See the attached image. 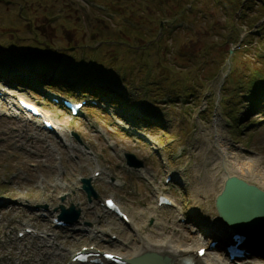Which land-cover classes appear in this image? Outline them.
<instances>
[{
    "label": "rangeland",
    "instance_id": "obj_1",
    "mask_svg": "<svg viewBox=\"0 0 264 264\" xmlns=\"http://www.w3.org/2000/svg\"><path fill=\"white\" fill-rule=\"evenodd\" d=\"M150 1L0 0V60L4 68L16 61L22 65L25 57L44 59V52L49 61L44 69L49 72L75 66L80 70L75 78H79L90 68L102 70L107 84L117 88L118 113L130 115L147 107L142 113L146 118L143 126L150 136L148 142L126 137L95 110L74 120L47 106L55 134L39 131L25 119L0 118V194L29 205H47L49 212L56 214L59 204L66 208L73 204L80 210L81 223L100 232L91 240L80 233L52 230L48 221L37 219L28 208L7 204L0 210V264H65L72 250L92 242L128 254L129 249L139 247L137 237L161 241L182 236V232L189 234L195 224L216 215L214 198L226 175L264 192V116L246 111L250 100L243 96L233 118L229 105L236 102L238 86L229 83V77L222 82L228 68L229 72L236 69L237 76L246 80V71H264L261 45L255 43L263 42L264 34L255 28L253 41L243 38L245 27L237 26L238 13L228 15L210 6L208 0L197 3L195 18L177 16L175 21L171 11L176 0H163V5L154 0L159 9ZM125 14L142 30V39L122 33L125 25L120 18ZM156 35H161L163 43H145ZM120 38L130 41V46L118 42ZM233 49L239 50L235 61L230 60L229 50ZM41 66L38 61L36 67ZM171 84L174 87L169 89ZM182 88L192 93H180ZM239 88L247 91L245 85ZM60 90L59 85L42 86L30 94L39 99L44 93ZM250 121H255L252 127H248ZM153 122L157 129L151 127ZM125 153L143 163L147 179L158 191L165 190L161 183L165 172H179L183 185L169 190L176 208H154V187L126 169ZM94 167L103 171L101 180L93 184L94 191L99 197L112 195L119 200L138 225L136 235L114 217L101 218L96 202L88 203L79 191V179L87 178ZM10 172L16 174L11 181ZM109 178L118 180L120 187L110 186ZM63 193L66 196L60 203ZM194 203L201 206L200 216L187 228L180 227L176 216L190 213ZM29 221L51 238L15 240V228ZM107 231L117 234L120 242H109Z\"/></svg>",
    "mask_w": 264,
    "mask_h": 264
},
{
    "label": "water",
    "instance_id": "obj_2",
    "mask_svg": "<svg viewBox=\"0 0 264 264\" xmlns=\"http://www.w3.org/2000/svg\"><path fill=\"white\" fill-rule=\"evenodd\" d=\"M130 158V157H129ZM140 166V163H131ZM84 190L89 197L95 193L84 181ZM218 216L234 229L243 233L264 237V192L234 176L226 177L221 192L215 198ZM71 213V216H69ZM73 206L61 208L59 217L72 221L78 215ZM158 264H163V261Z\"/></svg>",
    "mask_w": 264,
    "mask_h": 264
},
{
    "label": "trees",
    "instance_id": "obj_3",
    "mask_svg": "<svg viewBox=\"0 0 264 264\" xmlns=\"http://www.w3.org/2000/svg\"><path fill=\"white\" fill-rule=\"evenodd\" d=\"M161 1V5H163L162 0ZM184 0H176V6L175 7L178 12L181 11L180 9L183 8L184 5H187L186 1L188 2V4L190 3V0H185V2L183 3ZM200 0H193V6L194 9L196 10L197 7V3H199ZM150 2H153L152 7L155 9H159V4L154 2V0H151ZM208 2L210 3V6H214L218 9H227L229 14H235L236 12L239 11V9L241 8V13L239 15V18L237 20V26L238 27H245V32L247 33L245 35V39H251L253 41V39L256 37V34L251 32V29L254 27V25L261 20L262 18H264V0H208ZM147 6H151V5H147ZM201 12H203V14H207L204 10H202ZM183 15H193V18H195L197 15L194 12H182ZM198 14V13H197ZM126 16V14H125ZM132 21V20H131ZM130 21V24H132V22ZM123 25H125L126 23H122ZM258 30L260 32H262V34H264V23H262L260 26L257 27ZM131 28L128 27L127 25H125V27H123V30L127 32H130ZM136 30V28H135ZM137 32L139 35L142 34V30H138ZM136 34V35H138ZM253 38V39H252ZM250 43V41L248 42ZM255 43H258V45H261V51L264 54V41L262 42L261 40H258V42L255 40ZM246 46V44L244 45ZM262 58L264 59V57L262 56ZM234 61H235V56L233 57ZM234 72V71H233ZM236 73V72H235ZM234 74V73H233ZM250 77L247 78H243V83H246V86L250 89L248 91V95L249 96H253V92L254 91H259V84H262L264 86V71L261 70H255L253 69L251 73H249ZM233 76V75H232ZM229 77L230 81L233 82L234 85L238 86V90H236L235 92V96H237L238 92H240V88H239V84H241V81H238L237 77ZM235 80V81H234ZM231 82V83H232ZM185 92H189L188 89L184 88ZM232 109L234 110V107H232ZM231 109V110H232ZM241 119V118H240ZM251 125V123L249 124Z\"/></svg>",
    "mask_w": 264,
    "mask_h": 264
},
{
    "label": "bare ground",
    "instance_id": "obj_4",
    "mask_svg": "<svg viewBox=\"0 0 264 264\" xmlns=\"http://www.w3.org/2000/svg\"><path fill=\"white\" fill-rule=\"evenodd\" d=\"M228 176L230 175H226V177ZM200 213L201 212L195 215V217L196 216L199 217ZM205 220L208 221V224L211 223V221L214 223L213 225L220 224L217 220L216 215H214L213 217L205 218ZM136 226L135 228L138 229L137 224ZM228 228L229 227L227 228L224 226L222 227L224 231H227ZM189 230L192 231L194 230V228H190ZM232 231H234V229H231V232L227 231V233L230 234L232 233ZM147 237L140 238L138 240V242L140 243V246L138 248L129 249L128 254L124 252L122 256H125L126 259H130L136 255H140V254L148 252V253L156 254L157 256L163 257L164 260L167 262L168 261L169 262L171 261L179 262V261H182V259L184 258L192 259L194 250L198 247L206 245L209 242L208 238H205V240H201L200 236H197V235L191 236V234H184L183 232H182V236L173 237L172 240L170 238V239L161 240V241H153V240L147 239ZM250 243L255 248L264 251V242L258 239L257 237H252V242L250 241ZM259 262L264 263V261H259ZM211 263H213V261H211Z\"/></svg>",
    "mask_w": 264,
    "mask_h": 264
}]
</instances>
